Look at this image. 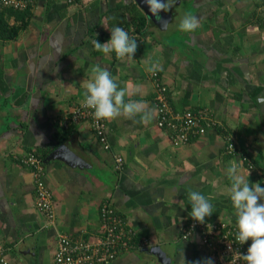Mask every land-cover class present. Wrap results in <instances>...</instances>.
I'll return each instance as SVG.
<instances>
[{
    "label": "crops",
    "instance_id": "obj_1",
    "mask_svg": "<svg viewBox=\"0 0 264 264\" xmlns=\"http://www.w3.org/2000/svg\"><path fill=\"white\" fill-rule=\"evenodd\" d=\"M29 7L18 38L0 39V245L12 264H55L58 233L96 240L104 204L131 245L113 264L207 258L201 236L183 239L195 222L188 193L212 204L205 222L235 226L226 191L230 162L264 188V0H177L160 20L145 0H35ZM186 13L200 20L194 33L177 30ZM117 26L139 44L131 61L91 44L107 42ZM153 63L176 111L206 109L215 118L205 135L175 146L172 133L158 127ZM96 65L132 93L125 102L154 110L147 124L134 122L138 117L107 121L108 149L89 120L62 124L83 101L81 85ZM229 139L236 142L232 154ZM29 153L43 160L54 224L36 207L32 171L21 163Z\"/></svg>",
    "mask_w": 264,
    "mask_h": 264
},
{
    "label": "built area",
    "instance_id": "obj_2",
    "mask_svg": "<svg viewBox=\"0 0 264 264\" xmlns=\"http://www.w3.org/2000/svg\"><path fill=\"white\" fill-rule=\"evenodd\" d=\"M34 1L0 0V13L5 8H28ZM67 1L70 4L77 2V0ZM151 76L155 84L154 104L157 112V125L160 129L172 133L175 146L189 144L192 140L205 135L210 128L216 125L215 118L206 109L197 112L176 111L170 104L167 95L168 88L162 83L160 75L156 72ZM82 102L74 108L70 118H67L62 124L68 128L70 121L89 120L93 132L108 149L110 145L107 137V121L97 122L93 117V110L82 107ZM226 149L230 154L236 152V142L229 139ZM117 162L118 168H120L123 165L122 158L118 157ZM21 163L32 171L36 187L37 209L45 215L48 223L54 224L53 197L46 183L43 160L38 155L29 153L21 158ZM101 212L103 216L102 231L101 236L96 240H76L66 233H58V248L54 256L55 264H113L122 253L130 249L127 229L114 217V211L104 204ZM235 235L236 227L229 223L205 222L200 224L195 221L184 230L183 239L191 240L195 236H201L203 243L209 249L207 258H212L214 264H232L237 256V251L247 254L248 249L247 242L239 245L235 240ZM7 255L4 247L0 245V264H12ZM237 264H244V262L237 261Z\"/></svg>",
    "mask_w": 264,
    "mask_h": 264
},
{
    "label": "clouds",
    "instance_id": "obj_3",
    "mask_svg": "<svg viewBox=\"0 0 264 264\" xmlns=\"http://www.w3.org/2000/svg\"><path fill=\"white\" fill-rule=\"evenodd\" d=\"M126 2V0H125ZM148 12L152 17L159 18L161 12H168L177 3V0H145ZM166 27V22L163 23ZM200 27L198 16L186 13L180 20L177 30L183 33H194ZM94 50L104 54L115 53L117 60L131 61L137 52L139 44L129 33L117 26L110 30V39L100 43L92 40ZM160 70L158 63H153L148 71L155 74ZM91 78L83 81L84 99L82 107L93 110L94 119L99 121H112L119 117L134 120L136 123L147 124L154 118V110H149L144 102L129 99L125 102L126 95H132L126 87H121L116 78L100 65L91 67ZM264 101V98H258ZM226 176L231 181L227 193L234 209L236 235L235 240L239 245L251 240L247 254L237 251V256L232 264L243 261L244 264H264V188L260 183L251 184L238 167V162H230L226 169ZM250 173H248L249 176ZM191 204L190 217L200 223H205V218L213 214V206L208 198L199 192L188 193ZM187 239V236H186ZM194 264H214L212 258H204Z\"/></svg>",
    "mask_w": 264,
    "mask_h": 264
},
{
    "label": "trees",
    "instance_id": "obj_4",
    "mask_svg": "<svg viewBox=\"0 0 264 264\" xmlns=\"http://www.w3.org/2000/svg\"><path fill=\"white\" fill-rule=\"evenodd\" d=\"M30 12H31L30 7L25 9L7 8L4 11H2L0 14V39L3 40L17 39L20 31L22 30V28H24V26L27 25L29 21V17H31ZM11 18H14L16 23H18L19 20L22 23V25L18 26L17 24H14L10 26L6 21L10 20ZM5 251H7L6 248Z\"/></svg>",
    "mask_w": 264,
    "mask_h": 264
}]
</instances>
